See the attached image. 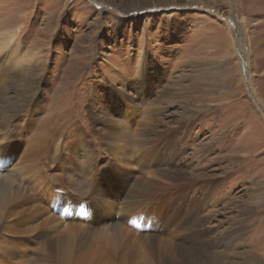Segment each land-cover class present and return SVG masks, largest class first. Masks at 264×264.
Returning <instances> with one entry per match:
<instances>
[{"label": "rangeland", "instance_id": "1", "mask_svg": "<svg viewBox=\"0 0 264 264\" xmlns=\"http://www.w3.org/2000/svg\"><path fill=\"white\" fill-rule=\"evenodd\" d=\"M16 170L0 220L29 196L48 256L0 221V264L10 241L27 256L9 264H176V246L264 264V0H0V176Z\"/></svg>", "mask_w": 264, "mask_h": 264}, {"label": "bare ground", "instance_id": "2", "mask_svg": "<svg viewBox=\"0 0 264 264\" xmlns=\"http://www.w3.org/2000/svg\"><path fill=\"white\" fill-rule=\"evenodd\" d=\"M20 80L21 79L18 78L19 82H20ZM23 81L24 80L22 78V82ZM33 83L36 84L37 82L34 81ZM19 85L22 86L23 84L20 83ZM1 176H3V178H1ZM1 176H0V182L2 180H5L3 188L7 189V192L12 193V196L14 194H18V197L23 192V190L27 188V183L29 184L28 180L23 181V179L31 177V176H24V174L20 170L19 171L16 170L14 173H11V174H8V173L2 174ZM33 180H34V178H33ZM34 183H38V182L35 181ZM31 185H32V187H34V188H32V192H34L36 190V187L33 186V184H31ZM124 195H126V192L124 193ZM124 195H123V198H124ZM14 196H16V195H14ZM129 199H131V198L129 197ZM129 199L127 200L128 202L131 201ZM140 203L141 204L144 203V196L143 195H142ZM129 205H131V204L125 203L123 208L126 209L127 206L129 207ZM35 208H37V204L34 203V200L30 199L29 196L26 198L24 197L18 203L17 207H13L14 211H11V210L6 211V216L10 215L12 217V219L10 221L11 223L5 221V219H1L0 221H2L3 224L4 223L7 224L5 226V228H7V231L9 233H11L12 237L13 236L14 237L15 236H21V234H22V235H28L29 239L30 238L35 239V238H33V234H34V236H36L37 240L40 239V245H41L40 248L43 252L40 255V257H42V258H40V260H47V256H48L47 252H48V246L49 245L47 244V246H46L47 241L41 240L43 234H46L47 232L44 231L43 229H41V227L43 228L44 225L46 226V224H49L51 222V219L48 217H45V214L41 213V216H43V218H41L42 220L38 221L37 220L38 218H34V221H38L34 224H31V225H28V223L23 224L21 221V218L23 216H26V219L29 221L32 218L31 215L35 214V212H36ZM18 220H20V222ZM193 227L194 226H192V225L189 226L186 223L181 224L182 230L188 229L189 231H191L193 229ZM53 228L55 230H58V231H56V234H55L56 237L55 238H56V243L59 246H61V248H62L60 253H64L65 250L71 249L72 248L71 242L73 239V232H74V231H72V227L67 225V224H64V227H62L61 225H54ZM37 229H39V232L36 231ZM48 239L49 238H47V240ZM184 240L186 241V243H188V236L187 235L184 236ZM23 246H24L23 244L15 245L14 241H10L9 248L3 250L1 253L3 261L6 262L3 264H9L7 262H12L11 259H14L16 257L27 256L25 254V252L20 250ZM196 248H197L196 246H186L185 248H183L182 246L181 247L176 246V252H177L176 254L181 256V260L179 262H176V264H207V262H205L207 260V255L206 254H204V255L200 254V252L197 251ZM209 248L211 249L213 247H209ZM15 251L19 252V254L17 256L14 255ZM49 259H50V255L48 257V260ZM61 264H86V263L85 262L83 263V261L79 262L78 260L71 259V258H69V259L65 258V263H61ZM162 264H173V263L170 262V260H163Z\"/></svg>", "mask_w": 264, "mask_h": 264}]
</instances>
